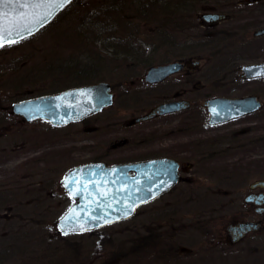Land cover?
<instances>
[{
    "label": "flooded vegetation",
    "instance_id": "flooded-vegetation-1",
    "mask_svg": "<svg viewBox=\"0 0 264 264\" xmlns=\"http://www.w3.org/2000/svg\"><path fill=\"white\" fill-rule=\"evenodd\" d=\"M198 9L187 17L191 36L176 38L183 29L178 25L171 46H163L169 38L161 35L158 49L169 52L157 64L123 63L132 76L117 83L99 81L108 85L111 105L68 125L77 127L79 144H89L74 150L86 163L115 166L154 159L161 161L160 170L174 172V182L161 176L158 182L168 184L165 190L135 209L134 215L142 210L144 216H160L154 227L143 225L145 243L150 230L155 234L148 236L161 241L164 232L176 230L170 224L176 220L173 215L187 214L193 221L184 228L216 226L225 217L217 242L231 247L264 233V78L246 77L242 69L264 63V0H206ZM198 52L205 56L196 60ZM169 64L170 73L146 80L151 67ZM223 100H241L250 110L210 123L211 112L225 116L239 106L211 104ZM62 178L39 181L41 196L60 195L70 204ZM22 184L0 186V199L16 203L11 212L18 210L20 196L30 207V182ZM195 214L203 215L195 219ZM178 252L189 254L191 249L179 246Z\"/></svg>",
    "mask_w": 264,
    "mask_h": 264
},
{
    "label": "rangeland",
    "instance_id": "rangeland-1",
    "mask_svg": "<svg viewBox=\"0 0 264 264\" xmlns=\"http://www.w3.org/2000/svg\"><path fill=\"white\" fill-rule=\"evenodd\" d=\"M151 1L72 0L33 36L0 46V186L6 182L26 186L30 182V207L20 196L16 198L18 210L11 212L10 205L16 203L10 198L0 199V216L6 215L0 227V264H264V233L231 247L217 242L225 217L216 226L184 228L183 224L192 223V215L175 214L176 220L170 224L176 230L168 228L171 231L164 232L166 237L161 241L149 237L155 234L150 230L146 243L143 225L154 227L160 216H144L142 210L95 232L57 235L56 220L69 202L60 195L41 196L38 183L46 178L59 182L64 171L86 163L88 159H80L74 150L89 144L78 143L74 125L53 127L48 121L26 122L11 113V106L84 84L117 83L132 76L133 72L123 65L126 62L157 64L169 52L158 47L163 45L161 35L169 38L163 46H171L176 29L173 19L181 14L184 17L183 29L176 38L191 36L187 19L190 10L206 2L184 0L181 9H168L157 20H166L158 32L156 20L148 17L149 24L138 18L139 9L149 8ZM123 47L131 50L129 56L119 53ZM204 56L198 52L196 60ZM47 147L50 149H42ZM202 215L193 216L197 219ZM230 215L232 210L227 211V219ZM179 246L191 249V253L180 254Z\"/></svg>",
    "mask_w": 264,
    "mask_h": 264
},
{
    "label": "water",
    "instance_id": "water-1",
    "mask_svg": "<svg viewBox=\"0 0 264 264\" xmlns=\"http://www.w3.org/2000/svg\"><path fill=\"white\" fill-rule=\"evenodd\" d=\"M71 1L0 0V35H7L11 41L33 36ZM36 2H42L45 6L33 8L31 5ZM53 2L58 6L49 9L48 5ZM6 43L10 42L0 41L2 45ZM242 69L246 77L264 78V63L247 65ZM171 70L170 64L165 67H151L145 78L154 82ZM110 96L108 85L100 82L15 102L11 106V112L26 122L42 119L53 126H65L109 106L112 102ZM232 102L238 103L239 106L231 109L225 116H217L211 112L210 123L223 122L250 110L243 108L245 104L241 100L213 101L211 104L222 107L223 104L228 105L227 103ZM160 164L161 161L154 159L115 166L90 162L66 171L62 185L70 195L71 204L56 220L58 232L69 235L95 231L130 218L138 206L152 200L165 190L168 184L174 182V172L160 170ZM131 171L134 172L133 175H130ZM161 176L164 179L169 177L168 184H159Z\"/></svg>",
    "mask_w": 264,
    "mask_h": 264
},
{
    "label": "trees",
    "instance_id": "trees-1",
    "mask_svg": "<svg viewBox=\"0 0 264 264\" xmlns=\"http://www.w3.org/2000/svg\"><path fill=\"white\" fill-rule=\"evenodd\" d=\"M182 1H184V0H160V1L159 0H153L151 2H148L149 8L148 7H142L141 9H139L140 11L138 12V14H139V17L138 18L149 22V20L147 19L149 17V19H151L153 21H155V20L157 21V20H159L158 18L161 15H164L167 12V10L168 9H171L172 7L174 9H176V10L181 9V7L184 5V4L181 5L182 4ZM145 4H147L146 1H145ZM158 5H159V7H158ZM166 5H169L167 9H166ZM184 10L187 11L186 8ZM188 10H189V8H188ZM135 12H136V9H135ZM168 14H170V11H168ZM131 15L133 16L134 14H131ZM167 16H169V15H167ZM183 19H184V17L181 14L177 18L173 19V22L172 23L174 25H176V27L178 25L180 26L182 24V20ZM156 21H155V23L158 24L156 30L159 29V25L160 24H163V23L166 22V20L164 22H162V21H159V22L157 21L156 22ZM127 22H129V21H127ZM129 23H131V22H129ZM149 24H152V23L149 22ZM168 25H170V24H168ZM159 31H161V30H158V32ZM123 49L124 50L123 51H120L119 53H122V54H125V55L128 54V56H129V53H130L131 50L130 49H126V47H123ZM50 207H52V206H48L47 208H50ZM3 220H5V219H3L2 216H0V227L2 225L1 222H3ZM6 227H9V225H6ZM57 235H61V234H58V232H57ZM0 244H1V242H0Z\"/></svg>",
    "mask_w": 264,
    "mask_h": 264
},
{
    "label": "snow or ice",
    "instance_id": "snow-or-ice-1",
    "mask_svg": "<svg viewBox=\"0 0 264 264\" xmlns=\"http://www.w3.org/2000/svg\"><path fill=\"white\" fill-rule=\"evenodd\" d=\"M24 6L25 5H21V7H24ZM31 6L33 8H41V7H44L45 5L42 2H36V3H33ZM48 6H49V9H51V8L57 7L58 5L55 2H53L49 4ZM37 22H39V20ZM23 30L24 29H20V31H23ZM3 40H8V42H14V41L9 40L7 35H0V41H3ZM0 46H2V44H0Z\"/></svg>",
    "mask_w": 264,
    "mask_h": 264
}]
</instances>
